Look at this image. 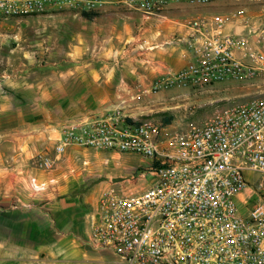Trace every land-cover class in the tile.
Returning <instances> with one entry per match:
<instances>
[{
  "label": "built area",
  "instance_id": "2783aa9c",
  "mask_svg": "<svg viewBox=\"0 0 264 264\" xmlns=\"http://www.w3.org/2000/svg\"><path fill=\"white\" fill-rule=\"evenodd\" d=\"M169 1L125 0V5L151 17ZM222 1L240 7L229 16L187 21L184 43L193 63L156 79L152 88L235 80L261 88L258 97L216 108L184 131L155 118L133 121L115 113L64 130L55 147L57 154L76 145L150 160L130 175L111 179L89 219V244L111 250L122 264H264V15L252 20L244 7L261 5L264 14V0ZM98 6L92 0H0V16ZM230 19L238 30H225ZM37 167L52 171L54 160L38 156ZM28 185L34 195L48 187L33 176Z\"/></svg>",
  "mask_w": 264,
  "mask_h": 264
},
{
  "label": "crops",
  "instance_id": "0c3cea01",
  "mask_svg": "<svg viewBox=\"0 0 264 264\" xmlns=\"http://www.w3.org/2000/svg\"><path fill=\"white\" fill-rule=\"evenodd\" d=\"M92 1L99 3L92 11L49 7L25 16L36 17L23 25L37 22V51L10 49L0 60V217L7 227L0 264H122L111 250L89 244V219L109 181L137 167L125 175L120 154L76 145L57 154L55 147L64 130L115 113L184 131L172 109L178 91H154L152 84L193 63L187 21L240 7L170 0L160 15L146 17L125 0ZM225 30L238 29L230 19ZM162 113L172 117L169 124ZM41 155L54 160L52 171L37 167ZM32 176L47 182L44 193L30 191Z\"/></svg>",
  "mask_w": 264,
  "mask_h": 264
},
{
  "label": "rangeland",
  "instance_id": "374dc122",
  "mask_svg": "<svg viewBox=\"0 0 264 264\" xmlns=\"http://www.w3.org/2000/svg\"><path fill=\"white\" fill-rule=\"evenodd\" d=\"M244 7L247 10L246 15L250 16L252 20H256L261 15H264L261 5L251 4ZM34 18L36 17L27 18L23 16L5 19L0 16V41L3 40L5 43V46L0 49V60L5 58L10 49H13L14 53L18 54H21L23 49H28L31 53L32 51H37L36 46H34L39 40V35L36 30L37 22L30 20L29 24L23 25L24 20ZM5 64V60L4 63L0 61V67ZM169 90L178 91V94L172 99V109L175 115L174 120L180 125H184L185 128L189 124L201 123L216 108L246 102L258 97L262 91L256 85L235 80H225L206 85H178ZM111 153L113 154L114 152ZM120 155V164L122 165L119 168L125 175L132 172L136 167L137 170L139 166L145 164L139 162L142 157L136 154L124 153ZM112 164L111 162L110 165ZM6 233L7 227L5 226V219L0 217V248L2 249L6 247Z\"/></svg>",
  "mask_w": 264,
  "mask_h": 264
},
{
  "label": "trees",
  "instance_id": "16d2710c",
  "mask_svg": "<svg viewBox=\"0 0 264 264\" xmlns=\"http://www.w3.org/2000/svg\"><path fill=\"white\" fill-rule=\"evenodd\" d=\"M82 16L85 18H91L92 16H94V14L82 13ZM159 116L162 117V120L165 124H169L172 120V117L168 116L166 113H162Z\"/></svg>",
  "mask_w": 264,
  "mask_h": 264
}]
</instances>
